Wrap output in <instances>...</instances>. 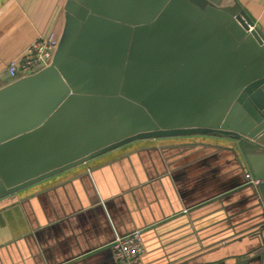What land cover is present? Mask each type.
<instances>
[{
  "label": "water",
  "instance_id": "1",
  "mask_svg": "<svg viewBox=\"0 0 264 264\" xmlns=\"http://www.w3.org/2000/svg\"><path fill=\"white\" fill-rule=\"evenodd\" d=\"M64 13L51 63L0 87V209L27 211L58 175L175 137L230 147L264 200V36L245 11L66 0Z\"/></svg>",
  "mask_w": 264,
  "mask_h": 264
},
{
  "label": "crops",
  "instance_id": "2",
  "mask_svg": "<svg viewBox=\"0 0 264 264\" xmlns=\"http://www.w3.org/2000/svg\"><path fill=\"white\" fill-rule=\"evenodd\" d=\"M65 1L0 0V87L38 35L60 37ZM209 1L239 6L264 36V0ZM163 140L58 175L25 199L27 211L1 208L0 264H120L110 242L135 229L142 264H264V204L242 157L226 145Z\"/></svg>",
  "mask_w": 264,
  "mask_h": 264
},
{
  "label": "built area",
  "instance_id": "3",
  "mask_svg": "<svg viewBox=\"0 0 264 264\" xmlns=\"http://www.w3.org/2000/svg\"><path fill=\"white\" fill-rule=\"evenodd\" d=\"M58 44L59 37L54 31L45 35H38L18 59L8 63L5 72L10 81L35 74L48 66ZM245 177L250 184L256 185L258 183V180L254 179L250 173H246ZM262 203L264 204V200ZM109 248L117 263L142 264L144 253L142 229H135L124 235L116 236L110 242Z\"/></svg>",
  "mask_w": 264,
  "mask_h": 264
}]
</instances>
